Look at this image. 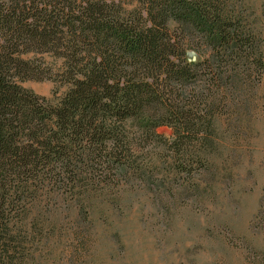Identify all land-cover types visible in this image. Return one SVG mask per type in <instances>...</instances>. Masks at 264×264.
Wrapping results in <instances>:
<instances>
[{
	"label": "trees",
	"instance_id": "1",
	"mask_svg": "<svg viewBox=\"0 0 264 264\" xmlns=\"http://www.w3.org/2000/svg\"><path fill=\"white\" fill-rule=\"evenodd\" d=\"M124 2L0 0V264L30 260L43 197L78 193L84 209L115 189L117 169L139 171L132 136L166 152L170 169L153 174L177 183L196 175L209 186L223 149L221 117L235 115L228 127L243 133L240 107L264 85V46L239 4ZM181 33L202 45L182 42ZM43 53L55 61L41 76L65 87L53 99L17 80L35 74L28 61Z\"/></svg>",
	"mask_w": 264,
	"mask_h": 264
},
{
	"label": "rangeland",
	"instance_id": "2",
	"mask_svg": "<svg viewBox=\"0 0 264 264\" xmlns=\"http://www.w3.org/2000/svg\"><path fill=\"white\" fill-rule=\"evenodd\" d=\"M235 1L260 29L264 46V0ZM176 37L202 45L187 34ZM54 61L50 53L33 56L28 64L35 74L17 80L38 95H61L64 85L40 73ZM246 96L243 133L228 127L235 115L221 117L223 149L209 186L196 175L177 183L169 173L153 174L170 169L163 163L168 156L154 140L135 133L131 142L142 150L133 163L140 170L117 169L118 181L110 182L115 189L99 191L84 209L74 202L78 193L42 196L48 204L40 210V233L27 264H264V85ZM157 131L172 135L166 126Z\"/></svg>",
	"mask_w": 264,
	"mask_h": 264
},
{
	"label": "water",
	"instance_id": "3",
	"mask_svg": "<svg viewBox=\"0 0 264 264\" xmlns=\"http://www.w3.org/2000/svg\"><path fill=\"white\" fill-rule=\"evenodd\" d=\"M192 58H195V55L194 54L192 55Z\"/></svg>",
	"mask_w": 264,
	"mask_h": 264
}]
</instances>
